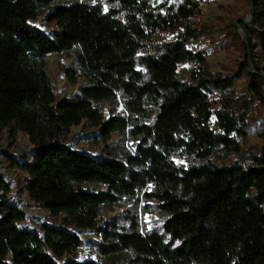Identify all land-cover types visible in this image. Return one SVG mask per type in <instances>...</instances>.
I'll return each instance as SVG.
<instances>
[{"label": "trees", "instance_id": "trees-1", "mask_svg": "<svg viewBox=\"0 0 264 264\" xmlns=\"http://www.w3.org/2000/svg\"><path fill=\"white\" fill-rule=\"evenodd\" d=\"M203 6L202 0H0V124L36 146L29 159L14 163L29 177L27 193L53 216L66 215V224L92 229L103 207L145 192L167 218L162 231L144 233L135 221L130 229L107 224L100 231L102 253L124 255L128 264H264V148L248 164L212 162L218 150L241 152L235 136L247 126V110L239 109L234 79L214 74L194 45L208 33L195 24ZM45 13L57 26L52 36L32 25ZM179 30L174 40L153 42ZM250 31L244 71L252 100L264 104V78L249 71L259 70L256 46L264 59V26ZM71 51L87 86L61 100L47 56ZM187 63L190 80L183 81L178 69ZM68 76L76 81L77 72ZM215 95L221 99L212 102ZM120 97L129 117L103 121V104ZM83 120L105 140L130 128L141 140L137 153L93 157L45 140ZM11 192L0 173V264H60L57 258L83 246L66 226L21 228L27 215Z\"/></svg>", "mask_w": 264, "mask_h": 264}, {"label": "rangeland", "instance_id": "rangeland-1", "mask_svg": "<svg viewBox=\"0 0 264 264\" xmlns=\"http://www.w3.org/2000/svg\"><path fill=\"white\" fill-rule=\"evenodd\" d=\"M76 1V0H69ZM166 0H150L153 5H158ZM178 3L181 0H168ZM203 14L195 20L198 28L207 27V34L194 45L205 51L211 71L216 75L234 79V95L239 99V109L247 110V126L238 139L241 147L239 154L218 150L212 158V162L220 165H231L235 162L248 164L255 155L261 154L264 148V104L258 100H252L249 92V78L244 71L245 47L244 41H252L251 28L264 26V0H202ZM58 4V3H57ZM47 13L32 22V25L46 34L52 36L57 26L46 20ZM240 26V27H239ZM180 30L173 33L158 34L154 37L155 44L174 40ZM254 63L259 70L250 68L249 71L260 72L264 78V59L258 46L253 52ZM191 64H183L178 69L181 80H190ZM69 70L77 72V79L73 81L68 76ZM77 53L71 51L62 55L50 54L47 56V73L50 81L61 100H69L80 94L87 86V80L78 72ZM212 102L221 99L220 95L212 96ZM247 101L248 108H244L242 102ZM221 105L216 104L215 109ZM103 121L113 117H129L125 108V99L120 97L115 102H105L102 106ZM151 111H147L149 115ZM155 113L149 119L154 121ZM141 121L145 119L141 118ZM215 117L212 119L214 127ZM130 128L125 134L113 133L105 140L99 127L87 120L79 125L71 127L67 133H57L55 139L45 137L47 142H56L70 149L93 157L104 158L112 155L120 159H126L137 153L141 140L135 138ZM234 137V136H233ZM36 150L29 136L13 126L0 124V173L6 178L12 187L11 200L22 208L27 219L20 224L21 228L30 229L41 233V225L66 226L70 231L78 234L83 246L74 254H67L63 258H57L60 264L70 259L81 262L94 261L96 264H128L124 255L108 256L100 250L102 236L101 229L107 224H117L124 229H130L132 223L137 222L144 233L160 232L166 223V216L160 211L157 202L149 200L144 193L134 197H125L114 207H103L99 213L96 226L92 229H82L74 224H66L65 217H55L40 204L34 202L27 193L29 177L18 169L15 161L29 159ZM175 161L182 165H188L185 158L176 157ZM94 188V187H92ZM148 192L150 189L147 190Z\"/></svg>", "mask_w": 264, "mask_h": 264}]
</instances>
